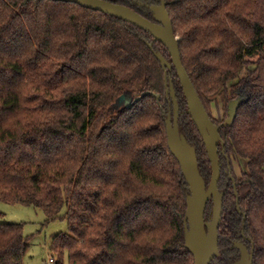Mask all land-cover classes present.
Returning a JSON list of instances; mask_svg holds the SVG:
<instances>
[{"label":"trees","instance_id":"obj_1","mask_svg":"<svg viewBox=\"0 0 264 264\" xmlns=\"http://www.w3.org/2000/svg\"><path fill=\"white\" fill-rule=\"evenodd\" d=\"M110 1L151 19L149 5L161 2ZM164 1L208 113L218 101L228 117L230 102L243 99L234 123L220 128L225 197L221 256L211 264H235L237 241L254 244V264H264V0ZM146 41L153 36L138 26L73 2L0 0V200L68 222L53 237L56 264L66 254L69 264H195L184 246L189 185L168 144L173 104L153 51L166 56L165 46ZM167 72L180 122L191 123L180 133L209 182L205 143L183 112L176 70ZM234 159L247 168L239 178ZM26 240L21 223L0 221V264H25Z\"/></svg>","mask_w":264,"mask_h":264},{"label":"water","instance_id":"obj_2","mask_svg":"<svg viewBox=\"0 0 264 264\" xmlns=\"http://www.w3.org/2000/svg\"><path fill=\"white\" fill-rule=\"evenodd\" d=\"M73 2L80 6L108 13L124 21L130 22L139 28L147 31L153 36L154 41L162 43L168 50L171 61H169L160 51L153 50L157 59L161 62L165 70L166 96L171 98L173 104L172 112L166 119L168 144L179 161L183 174L189 185L190 194L187 197V211L185 215V243L193 254L195 264H211L212 261L220 255V225L223 215V204L225 191L220 189V180L222 177V160L220 146L224 147L220 128L234 123L238 108L243 103L242 98L230 102L229 115L225 121L218 125L210 117L190 75L183 64L179 47V37L175 34L172 19L167 9V2L161 0L159 4L149 5L153 13V19L148 18L135 9L110 0H61ZM154 41L146 43L153 49ZM174 68L180 79L187 104L188 112L203 138L208 157L211 163V179L206 184L204 177L199 169V160L196 147L180 133L179 117L180 105L173 81L170 79L167 70ZM149 92H145L144 95ZM158 98L161 96L156 95ZM173 116V117H172ZM228 159V158H227ZM235 193L238 199L237 207L240 213H243L239 207V196L236 189V182L231 174ZM212 202V219L209 225L206 221V212L208 204ZM246 220V217H244ZM244 232V228H243ZM244 235V234H243ZM251 240L250 238H248ZM234 247L240 249L241 257L235 264H254V244L249 250L243 241L234 243Z\"/></svg>","mask_w":264,"mask_h":264},{"label":"rangeland","instance_id":"obj_3","mask_svg":"<svg viewBox=\"0 0 264 264\" xmlns=\"http://www.w3.org/2000/svg\"><path fill=\"white\" fill-rule=\"evenodd\" d=\"M161 49L166 53V56H164L169 60L167 56L170 55L166 48L162 46ZM254 60H256V57L252 59V61ZM170 79L172 80L171 77ZM208 107L210 114L217 121H223L227 117V106H224L218 101H212ZM187 110L188 109H184L183 112H186ZM180 111H182V109H180ZM170 112H172L173 115V108L169 109L168 114ZM181 122L191 127L190 120L186 115L181 116ZM181 122L179 119V124ZM232 165L238 178L241 177L243 171L247 169L243 159H234ZM224 170L228 171V168H226L225 165ZM222 181L224 182L223 179ZM209 182L206 181V184H209ZM63 212H65V209ZM0 213V221L21 223L23 225L24 236L29 243V248L24 258L25 264H49L50 257H54L56 261L58 260L59 254L52 248L53 237L61 231L66 232L69 230L68 222L65 219H57L46 223L47 217L43 209L19 203H6L1 200ZM210 222L211 220L207 221V225H209ZM220 256L221 254L219 257ZM52 264H56V262ZM63 264H69L68 254L64 256Z\"/></svg>","mask_w":264,"mask_h":264},{"label":"flooded vegetation","instance_id":"obj_4","mask_svg":"<svg viewBox=\"0 0 264 264\" xmlns=\"http://www.w3.org/2000/svg\"><path fill=\"white\" fill-rule=\"evenodd\" d=\"M152 13V12H151ZM152 16H153V13H152ZM167 49V48H166ZM169 53V52H168ZM170 55V54H169ZM170 60H171V57H170ZM228 162L230 163V161L228 160ZM229 169L231 168L230 166L228 167ZM246 244V243H245ZM247 245V244H246ZM248 246V245H247ZM234 247V245H233ZM249 248V246H248ZM238 249V248H237ZM252 248H249V250H251ZM239 252H240V249H239ZM240 257H241V252H240Z\"/></svg>","mask_w":264,"mask_h":264},{"label":"built area","instance_id":"obj_5","mask_svg":"<svg viewBox=\"0 0 264 264\" xmlns=\"http://www.w3.org/2000/svg\"><path fill=\"white\" fill-rule=\"evenodd\" d=\"M54 262H56L55 258H54V257H50V259H49V264H52V263H54Z\"/></svg>","mask_w":264,"mask_h":264}]
</instances>
